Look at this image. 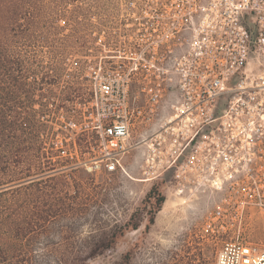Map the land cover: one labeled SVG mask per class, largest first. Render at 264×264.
I'll list each match as a JSON object with an SVG mask.
<instances>
[{
    "label": "built area",
    "instance_id": "2783aa9c",
    "mask_svg": "<svg viewBox=\"0 0 264 264\" xmlns=\"http://www.w3.org/2000/svg\"><path fill=\"white\" fill-rule=\"evenodd\" d=\"M89 22L36 105L50 158L130 177L133 152L201 208L215 264H264V0H113Z\"/></svg>",
    "mask_w": 264,
    "mask_h": 264
},
{
    "label": "rangeland",
    "instance_id": "374dc122",
    "mask_svg": "<svg viewBox=\"0 0 264 264\" xmlns=\"http://www.w3.org/2000/svg\"><path fill=\"white\" fill-rule=\"evenodd\" d=\"M62 2L60 15L67 19L65 27H61L54 20V24L37 26L35 32L45 35L51 33L50 38L55 37V40L50 38V40L47 38V41L43 38L36 40L31 37V40L25 41L28 44L25 48L36 51L38 56L34 61V58H31L32 54L28 55L31 59L28 62L29 71L24 79L28 92L27 94L17 92L14 113L17 120L20 114H25L30 124L35 118L40 121L42 108L37 109L36 105L44 94L43 87L49 86L44 81L51 79L56 72L62 71L66 55L76 49L81 50L80 48L85 45L91 11L104 13L113 0H62ZM21 42L15 43V49L22 47ZM51 51L60 52L61 56L52 57L49 54ZM36 64L43 66L41 72L32 70ZM70 86L73 90L76 85L64 83L65 88L63 93L61 90V95L68 96ZM28 95L33 96V100L23 109L19 99L26 100ZM39 129L40 133L47 132L42 122ZM19 136V131H15V150L19 147ZM26 136L29 140V135ZM39 138L41 141L37 160L39 168L30 167V175L21 178L23 165L15 164V168L13 166L15 181L11 182L10 187L18 218L23 219L28 215L32 220H36V215H33L32 211L41 200L34 187L46 191L50 186L58 187L60 181L65 180L72 184L75 178L81 185V193L72 206L85 208L81 213L77 211L50 214L43 229L32 231L31 234L42 232L33 248L36 252L46 254V264H67L72 256L87 254L93 242L102 237H111L115 229L118 232L116 236L111 237L113 241L106 247L95 246L96 254L83 259L80 261L81 264H215V250L220 246L221 240L205 236L201 208L194 205L195 201L189 202L190 204L182 203L165 180L143 182L131 179V176L135 178L141 176L140 158L138 156L134 158L133 152L125 158L130 177L115 174L108 178L67 164L62 158L56 157L52 160L51 152L46 149L41 137ZM15 153L18 157V151ZM150 190H157L164 196L161 209L151 215L148 213L150 208L148 202L152 201L153 197H147ZM70 193L73 194L72 191ZM133 214V220L140 223L137 229L124 225ZM153 215V222L149 223ZM256 226L262 229L264 222L258 219ZM261 233L255 240L264 244V232Z\"/></svg>",
    "mask_w": 264,
    "mask_h": 264
},
{
    "label": "trees",
    "instance_id": "16d2710c",
    "mask_svg": "<svg viewBox=\"0 0 264 264\" xmlns=\"http://www.w3.org/2000/svg\"><path fill=\"white\" fill-rule=\"evenodd\" d=\"M62 4V0H0V264H46V254L36 252L33 248L42 232L31 234L32 231L43 229L50 214L77 211L81 213L85 210L72 206L81 193V185L75 180L76 178L73 179L72 184L65 180L60 181L58 187L50 186L46 191L34 187L41 200L32 211V214L36 215V220H32L28 215L23 219L18 218L10 187L11 182L15 181L13 166L15 168V164L23 165L21 178L28 177L30 167L39 168L37 160L41 150L39 138L41 122L35 118L30 124L25 114H20L18 120L14 114L17 92L20 94L28 92L24 82L25 75L29 71L28 62L31 58L35 61V57L38 56L36 51L25 48L28 45L25 41L31 40V37L36 40L39 38L46 41L47 38L55 40V37L50 38L51 33L45 35L35 32L37 26L54 24V20L61 16ZM19 42L22 47L17 50L15 43ZM30 53L31 58L28 57ZM49 54L52 57L61 56L60 52L56 51H51ZM35 66L32 68L33 71H42L41 64L40 67L37 64ZM32 100L33 96L28 95L26 100L19 99V104L24 109ZM15 131L20 133L18 150L14 147ZM26 134L29 135V140ZM16 151L19 153L18 157ZM147 197H153V200L148 202L150 207L148 213L151 215L161 209L164 196L157 190H150ZM133 219L134 214L124 224L125 227L137 229L140 223ZM153 219L154 215L151 216L149 223H152ZM117 232L115 229L110 236H116ZM111 237H102L97 242H93L87 254L74 255L67 264H79L83 259L93 257L96 254L94 247H106L113 241Z\"/></svg>",
    "mask_w": 264,
    "mask_h": 264
},
{
    "label": "bare ground",
    "instance_id": "6f19581e",
    "mask_svg": "<svg viewBox=\"0 0 264 264\" xmlns=\"http://www.w3.org/2000/svg\"><path fill=\"white\" fill-rule=\"evenodd\" d=\"M131 179L136 180V181H143L142 179L135 178V177H132V176H131Z\"/></svg>",
    "mask_w": 264,
    "mask_h": 264
}]
</instances>
